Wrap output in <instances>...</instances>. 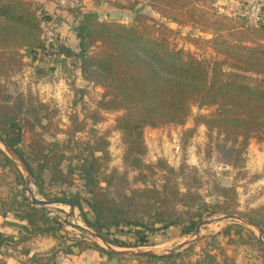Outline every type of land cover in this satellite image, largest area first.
Here are the masks:
<instances>
[{
    "label": "trees",
    "instance_id": "trees-1",
    "mask_svg": "<svg viewBox=\"0 0 264 264\" xmlns=\"http://www.w3.org/2000/svg\"><path fill=\"white\" fill-rule=\"evenodd\" d=\"M139 1H107L116 8L134 11L135 17L130 24L100 21L97 13L91 11L80 13L79 24L75 27L78 52L65 49V56L74 55L79 60L81 77L102 88L98 108L119 113L116 127L125 136L130 149L140 148L145 127L183 125L194 106L209 108L211 112L208 114L194 117L195 125L202 124L209 133L215 132L217 140L214 146L221 160L228 166L241 169L249 141L264 142V24L259 21L256 25L249 24L243 17L227 16L205 5L214 0H199L200 4L195 0H146L159 16L157 20L136 8ZM160 19L210 29L212 37L205 43L221 58L200 60L192 53L175 47L171 42L173 30ZM41 34L40 19L31 1L0 0V73L7 75L19 69L20 50L32 57L47 52L49 49L45 47ZM22 105L6 94L0 85V137L24 160L35 186L43 194V175L46 172H50L53 179L60 177L62 182L69 183L60 168L63 150L71 143L79 142L74 136L85 128V123L76 118L71 120L66 144L59 141L45 143L35 126L24 128L30 134L27 153L21 146L24 137V118L20 116ZM33 110L37 114L39 107ZM36 124L40 126L41 120L37 119ZM102 140V137L95 139L97 149L107 157ZM0 157L4 166L17 171V180L22 184L23 175L2 148ZM28 157L37 161L36 167ZM98 160L99 157L93 156L90 165H82L81 168L84 187L90 195L86 203L93 219L86 217L78 200L71 201L79 209L85 226L110 245L144 247L148 233L170 227H179L182 236L193 235L204 218L216 214L244 216L264 230V215L261 214L264 208L252 210L249 214L238 212L234 188L217 187L221 201L208 204L198 193H182L169 178L159 188L154 186L135 191L144 200V204L140 203L141 210L135 214L130 210L129 197L124 195L119 201L111 197V179L100 173L99 165L95 166ZM15 197L0 198V217L11 213L16 222L4 223L17 228L19 234L29 233L20 241L33 235L60 237L61 223L48 216L44 208L32 204L24 188L19 197ZM65 200L55 198L48 201ZM124 226L142 228L144 232H137L139 236L134 244L110 240L104 234ZM241 228L238 225L236 232ZM222 234L228 235L229 230H223ZM15 241V236L0 231V252ZM73 247H77L79 253L95 250L111 258L126 259L108 252L95 242L87 244L83 240L64 247L59 254H74ZM191 247L143 259L145 264L215 263L213 251L202 252L203 257L197 262L189 258L187 261ZM24 254L27 258L21 264H54V255L48 258L29 255V251Z\"/></svg>",
    "mask_w": 264,
    "mask_h": 264
},
{
    "label": "rangeland",
    "instance_id": "rangeland-1",
    "mask_svg": "<svg viewBox=\"0 0 264 264\" xmlns=\"http://www.w3.org/2000/svg\"><path fill=\"white\" fill-rule=\"evenodd\" d=\"M29 1L36 7L42 34L45 30L53 32L56 37L55 45L50 46L47 52L38 53L33 57L20 50L19 69L12 70L7 75L0 73V85L6 94L23 103L20 113L24 118L23 129L35 126L36 130L42 133L41 139L45 143L59 141L66 144L72 119L84 120L85 128L74 136L79 142L71 143L63 150L64 158L60 168L63 174L67 175L68 184L62 182L60 177L53 179L51 173L46 172L43 175L44 193L40 194L35 184L26 179L27 175L21 167L17 166L24 178L22 184L17 180V171L11 166H4L0 157V198L19 197L22 188L28 196L26 187L29 186L39 200L48 201L55 198L78 200L86 217L91 220L93 214L86 203L90 195L84 187L82 179L84 173L81 168L82 165H90L94 156L99 157L95 166L99 165L100 173L111 179V197L117 201L124 195L129 197L130 210L135 214L141 210V204H144V200L135 194V191L154 186L159 188L166 178L173 180L182 193L188 191L198 193L208 204L221 201L217 187H232L237 195L238 212L249 214L252 210L264 208V164L260 169L256 168L255 173H251L252 168H247L251 145L259 147L264 145V142L256 139L249 141L241 169L226 165L214 146L217 140L216 133H209L204 125H195L194 122L197 114H208L211 109H199L194 106L190 117L183 125L145 127L141 146L137 149H130L126 145L125 136L123 137L117 129L116 118L119 113L99 110L98 102L102 96V88L81 77L79 60L72 54L65 56L67 54L65 49L71 51L76 49L72 52H78V48L75 47L78 43L75 27L79 24L80 13L91 11L97 13L100 21L114 20L130 24L135 17L134 11L116 8L109 4L108 0H66V4H61L60 0ZM195 2L200 4L199 0ZM254 3L260 5L259 19L250 21L246 16ZM205 5L227 16L243 17L249 24L256 25L258 21L264 24V0H214L212 3L208 1ZM136 8H140L141 13L159 20V16L146 0H140ZM160 20L173 30L171 42L175 47L192 53L200 60L221 58L205 43V40L212 37L210 29L191 23ZM61 55L65 57L62 58ZM35 107H39L37 114L33 110ZM35 117L41 120L40 126L36 124ZM25 130L21 146L28 153L30 134ZM98 137L103 139L102 146L107 152V157L97 149L95 139ZM28 160L36 167L35 159L28 157ZM44 209L48 216L61 223L62 230L58 233L60 237L33 235L28 240L20 241L29 233L13 235L17 237V241L1 249L0 261L3 262L1 264H9L6 257H10V252H18L21 263L27 258L25 251L41 248L45 252L34 254L48 258L54 255L53 262L56 264L59 251L66 246L74 245L76 241L83 240L87 244L95 242L103 246L100 240L83 234L74 227L79 225L92 231L85 226L76 206L70 207L62 202L51 204ZM261 214L264 215V210ZM220 216L223 215L216 214L203 219H211L214 222L200 230L199 237L189 245L192 249H188L186 260L189 258L190 261L197 262L203 257L202 252L213 251L214 264H264V247L258 241V232L240 222L215 219ZM236 224L242 226L240 232H236L238 227ZM225 229L229 230L228 235L222 234ZM137 232L144 231L142 228L124 226L110 229L104 234L110 240L134 244L139 236ZM181 236L179 227L153 231L147 235L146 246L140 249L154 251L157 255H166L180 243L194 238V235ZM49 240L54 242V246L47 249L50 245ZM111 247L119 249L117 244ZM73 251L78 252V248L73 247ZM127 258L124 259V264L127 263L126 260L136 264L137 258L131 256ZM141 263H145V259H141Z\"/></svg>",
    "mask_w": 264,
    "mask_h": 264
},
{
    "label": "water",
    "instance_id": "water-1",
    "mask_svg": "<svg viewBox=\"0 0 264 264\" xmlns=\"http://www.w3.org/2000/svg\"><path fill=\"white\" fill-rule=\"evenodd\" d=\"M0 148H2V150L6 153V155L13 160V162L18 166L21 167L23 169V171L26 173L27 175V180L29 182H31L32 184H34L33 181V177H32V173L29 169V167L26 165V163L24 162V160L12 149L10 148L5 141L0 137ZM26 192L28 194V197L31 201L32 204H34L35 206L44 208L47 206H50L51 204H55V203H65L67 205H69L70 207H74L75 204L73 201L71 200H65V201H46V200H39L37 199V197L34 195L33 190L31 187H26ZM218 221H223V220H230V221H236V222H240L246 226H249L253 229H255L258 232V241L262 244V246L264 247V230L263 228L258 225L257 223L243 217V216H239V215H223L220 217L215 218ZM214 220L211 219H206V220H202L195 232H194V238L187 240L185 242L180 243L176 248H174L173 250H169L168 253H174L179 251L180 249L187 247L189 245H191L198 237H199V233L200 230L203 229L205 226L213 223ZM75 228H77L78 230H80V232H82L83 234L89 235L95 239H98L101 241V243L103 244V248L105 250H107L110 253L116 254V255H120V256H126V257H149V256H155L157 255L156 252L151 251V250H143V249H116L111 247L110 244L106 243L105 241H103L102 239H100L94 232L88 230L85 227L79 226V225H74Z\"/></svg>",
    "mask_w": 264,
    "mask_h": 264
},
{
    "label": "crops",
    "instance_id": "crops-1",
    "mask_svg": "<svg viewBox=\"0 0 264 264\" xmlns=\"http://www.w3.org/2000/svg\"><path fill=\"white\" fill-rule=\"evenodd\" d=\"M75 47L78 48V43H77V46H75ZM73 50L76 51V49H73ZM248 156L250 157V159H249V163L247 164V168H252L251 173H255V172H257V171H255V169L256 168L260 169L261 166L264 164V145L259 146V147L258 146L252 147V145H251ZM4 221L16 222V220L14 219V216L11 213H9L5 217H0V231L5 233V234L17 235L18 234L17 228L5 224ZM181 237H183V236H181ZM15 239H17L16 236H15ZM49 241H50V245L48 246L47 249H50L54 246V242H52L51 240H49ZM41 246H42V244H41ZM137 248H141V247H137ZM35 252H45V251L42 250L41 248H35L29 252V255H33ZM10 254L12 256L10 255V257L9 256L6 257V259L7 258L9 259V262H8L9 264L10 263L21 264L19 262L21 258L19 257L18 252H16V253L10 252ZM136 258L137 257H135V259ZM126 259H128V258L126 257ZM141 259H143V258H137L136 264H140ZM238 260H240V258ZM124 261H125L124 259H118L116 257H112V258L108 257L107 255L101 254L95 250H87V251L80 252V253L74 251V254H71V255L60 254L57 257L56 264H124ZM126 262L127 263H125V264H133V262L130 263L128 260H126ZM0 263H3V262L0 261ZM141 264H145V263H141Z\"/></svg>",
    "mask_w": 264,
    "mask_h": 264
},
{
    "label": "built area",
    "instance_id": "built-area-1",
    "mask_svg": "<svg viewBox=\"0 0 264 264\" xmlns=\"http://www.w3.org/2000/svg\"><path fill=\"white\" fill-rule=\"evenodd\" d=\"M61 4H66V0H60ZM259 14H260V5L257 3H254L251 5L249 12H248V16H246L247 18H249V20H258L259 19ZM42 38L44 41V45L46 48H49L50 46L55 44V34L52 32H49L47 30L44 31V33L42 34Z\"/></svg>",
    "mask_w": 264,
    "mask_h": 264
}]
</instances>
